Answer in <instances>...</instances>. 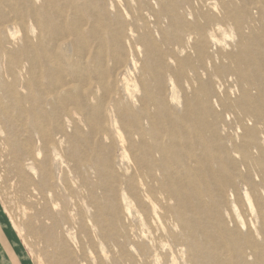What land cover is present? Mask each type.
<instances>
[{
	"label": "rangeland",
	"instance_id": "obj_1",
	"mask_svg": "<svg viewBox=\"0 0 264 264\" xmlns=\"http://www.w3.org/2000/svg\"><path fill=\"white\" fill-rule=\"evenodd\" d=\"M0 235L20 264H264V0H0Z\"/></svg>",
	"mask_w": 264,
	"mask_h": 264
},
{
	"label": "crops",
	"instance_id": "obj_2",
	"mask_svg": "<svg viewBox=\"0 0 264 264\" xmlns=\"http://www.w3.org/2000/svg\"><path fill=\"white\" fill-rule=\"evenodd\" d=\"M12 250L10 249L9 244L3 240V238L0 235V263H4L6 262L5 258L8 260V262H10V264H20V263H16L15 259L12 255ZM5 254L3 256V254Z\"/></svg>",
	"mask_w": 264,
	"mask_h": 264
}]
</instances>
